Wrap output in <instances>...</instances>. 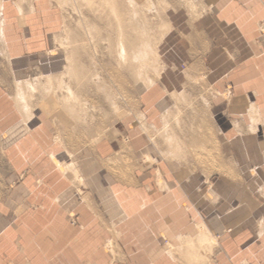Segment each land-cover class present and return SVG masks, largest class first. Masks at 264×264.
<instances>
[{
  "label": "crops",
  "instance_id": "crops-1",
  "mask_svg": "<svg viewBox=\"0 0 264 264\" xmlns=\"http://www.w3.org/2000/svg\"><path fill=\"white\" fill-rule=\"evenodd\" d=\"M159 1V75L91 142L19 104L60 1L0 0V264H264V0Z\"/></svg>",
  "mask_w": 264,
  "mask_h": 264
},
{
  "label": "rangeland",
  "instance_id": "rangeland-1",
  "mask_svg": "<svg viewBox=\"0 0 264 264\" xmlns=\"http://www.w3.org/2000/svg\"><path fill=\"white\" fill-rule=\"evenodd\" d=\"M59 1L65 12V28L55 43L51 57L61 58V62L51 65L48 71L45 69L43 71L40 66L33 67L30 72V80L26 82L29 92L19 96V104H23H21L22 108L25 105L27 108L30 107V110L33 108L46 110L51 118L55 119L57 127L66 129V131L72 128L74 130L76 127L83 138L94 142L101 140L111 132L122 116L128 112L127 106H135L133 103L137 93L144 86L150 85L159 75L157 45L164 35L162 28L164 7L159 0H131L132 2L129 0V4L131 3L130 5L133 7L139 5L142 7V25L145 27L147 36L152 40H150L151 48L150 51L148 50L145 62L142 61L143 65L141 66L134 64L139 66V69H136L134 65H121L116 50L110 48L112 42L109 40L111 38L107 40L109 33L114 32L111 37L117 35L116 29L111 23L112 20L108 21L109 18L106 17L108 10H112L111 7H107V10L105 6H99L98 3L101 0ZM89 1H94L97 6L91 7L88 4ZM127 1L123 0V3H127ZM101 5H104V1L101 2ZM125 5L128 6V4ZM69 58L71 59L69 60ZM73 59L76 62L80 61L83 65V69L79 68L82 69V72L85 70L83 75L86 77L82 75L80 81L82 84L72 79L74 78L72 75L67 74L68 69L73 68L70 65L74 62ZM88 76L89 79H87ZM93 77L96 78L93 80ZM200 81L202 80L198 79L197 81L199 86H201ZM48 84L51 86L49 87ZM78 85H80V90L76 92L79 98L75 99L76 102L72 101V104L80 112L78 115L82 116L81 120L64 108V105L68 104H64L68 90L78 89ZM32 86L34 89H31ZM106 88L111 90V98H106Z\"/></svg>",
  "mask_w": 264,
  "mask_h": 264
},
{
  "label": "bare ground",
  "instance_id": "bare-ground-1",
  "mask_svg": "<svg viewBox=\"0 0 264 264\" xmlns=\"http://www.w3.org/2000/svg\"><path fill=\"white\" fill-rule=\"evenodd\" d=\"M103 1H104V5H101V2H103ZM101 2L98 3L99 6H105L106 9H107V7L108 8H110V7L112 8L111 11H109L110 9L109 10L107 9L108 13L106 14V17L109 18L108 21H110V19L112 20L111 23L115 27V29H116L115 32H116L117 35H115L114 37L113 36L111 37L112 33H114V32H110V33L108 32L109 33V37L107 38V40H109L110 38L112 39V40L111 39L109 40L110 42H112V43H110V48L112 50H114V49L116 50V52L118 54V58L121 60L120 64L121 65H129V66H133L134 64L139 65V66L143 65L142 61L145 62V60H146V58L148 56V53H149L148 50L151 48V43H152L151 41L152 40L147 36L145 27L142 25V22H143L142 19H141L142 18L141 10H143V9H141L142 7L140 5L137 6V7H133L132 5H130L131 3L129 4V0L127 1V3H123V0H121V1H119V0H101ZM88 4L91 7H93V8H94L95 5L97 6V3H94V1H89ZM125 4H128V6L125 5ZM135 19H137V20H135ZM106 28H107V26H106ZM113 39H115V40H113ZM149 42H150V45H149ZM76 47H78V46H76ZM78 51H79V49H78ZM133 54H134V57H133ZM70 59L71 58H69V60ZM73 60H74V62L72 64L70 63V65H72L73 68L72 69H68L67 74L72 75V77H74L72 79L77 80L78 83H79L81 81V79H82L81 78L82 75L85 74V73H83L85 70H83V72L81 71L83 69V67H82L83 65L80 63V61L76 62L75 59H73ZM139 66H135L136 69H139ZM81 67H82V69L80 70L79 68H81ZM88 74H90V72ZM89 76H92V75H89ZM89 76L87 77V79H89ZM84 77H86V76H84ZM95 78L93 77V80ZM80 84H82V83L80 82ZM97 85H98V83H97ZM50 86L51 85H49V87ZM79 86L80 85H78V87H77L78 89L72 88V89L68 90V95L66 96V98L68 100L66 99L65 102H64V104L65 103H68V104H65L64 108L68 109L70 114L72 112L74 117L79 118L81 120L82 116L79 117V115H78L80 112L75 108V105L72 104V101L74 102L76 98H79L78 97L79 95L77 94L78 90H80ZM81 86H83V85H81ZM31 89H34V87L32 86ZM102 91H103V89H102ZM80 92H82V91H80ZM105 92H106V98L107 99L111 98V90L110 89L107 90V88H106ZM113 93H114V91H113ZM56 95H58V94H56ZM20 96H22V95H20ZM49 97H50V95H49ZM111 102H112V99H111Z\"/></svg>",
  "mask_w": 264,
  "mask_h": 264
}]
</instances>
